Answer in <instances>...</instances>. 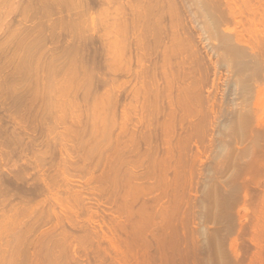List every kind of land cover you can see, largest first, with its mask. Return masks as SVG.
Segmentation results:
<instances>
[{
    "label": "bare ground",
    "instance_id": "bare-ground-1",
    "mask_svg": "<svg viewBox=\"0 0 264 264\" xmlns=\"http://www.w3.org/2000/svg\"><path fill=\"white\" fill-rule=\"evenodd\" d=\"M263 249L264 0H0V264Z\"/></svg>",
    "mask_w": 264,
    "mask_h": 264
},
{
    "label": "rangeland",
    "instance_id": "rangeland-1",
    "mask_svg": "<svg viewBox=\"0 0 264 264\" xmlns=\"http://www.w3.org/2000/svg\"><path fill=\"white\" fill-rule=\"evenodd\" d=\"M86 55H87V54H86ZM90 56H92V54H90ZM90 56H89V55H88V56H83V59H84V57H85L84 60H86L87 62H89V61H91L90 58L94 57L95 55L92 56V57H90ZM86 57H88L89 61L87 60ZM95 57H97V56H95ZM92 59H93V58H92ZM94 60H95V59H94ZM86 61H85V62H86ZM95 61H96V60H95ZM133 65H134V64H133ZM43 169H44V168H43ZM45 169H46V168H45ZM18 171H19V170H18ZM25 173H26V172H25ZM17 174H18V172L16 173V176H17L18 178H19V176H20L21 179L23 178V177H21V175H19V174L17 175ZM20 178H19V179H20ZM19 179L15 178L14 176H13V177H12V176H9V177H7V178H3V179H2V185H3V191H2V192H3L4 196H5V198H6V199L8 198L9 201L11 200V202H12V200H13V202H16V200H18L19 198H21L20 200H30V199H31L30 197H33L32 194H34V191L39 190V189H40V191H42V186H41L40 184H38L39 181H37V180H35V179H34V180H31V179H30L32 182H31L30 180H29L30 182H27L26 180H23V181H22V180L20 179V181H22V182H20ZM23 179H24V178H23ZM17 180H18V181H17ZM25 181H26V182H25ZM35 181H36V182H35ZM23 182H24V183H23ZM29 183H30V184L33 183V184L30 185ZM34 184H35V185H34ZM37 184H38V186H37ZM29 185H30V186H29ZM36 186H37L39 189H36ZM39 186H40L41 188H40ZM35 189H36V190H35ZM40 191H36V192L39 193ZM36 192H35L34 195L37 194ZM39 194H40V193H39ZM37 195H38V194H37ZM37 195H36V196H37ZM21 196H22V197H21ZM33 198H34V197H33ZM33 198H32V199H33ZM20 200H19V201H20ZM99 201H100V200H99ZM13 202H12V203H13ZM102 203H103L105 206H104ZM100 204H101V205H100ZM110 204H111V203H110ZM110 204H109V203H105V202H103V201H100L99 204L96 202V206H97V207H96V209H94V210L96 211L95 213H97V216H96V218H95V217H94L95 213L93 214V218H92V221H91V222H93V223L90 222V223L92 224L90 227H92V228L95 230V229H97V227H98L97 224L99 223V226L102 227V228H101V227H98V229L96 230V231L99 232V233H100V231H98V230L101 229V231H103V229H104V228H103V227H104V224H106V219H105L106 216H105V215H108V213H109V215L111 214L112 217H113V216L116 217V214L114 213L115 211L113 210L114 212H112V209L109 210V211H107L108 213L104 212V213H106V214L104 215L105 217L103 216L104 213L101 211V210H104L103 206H104L105 208H107V209H108V208L110 209V208L112 207V204H111V206H110ZM100 206H102V207H100ZM98 207H99L101 210H100ZM99 210H100V211H99ZM79 211H81V210H79ZM74 212L77 213V216H78V217L80 216V215H79L80 213L77 212V210L74 211ZM82 213H83V212H81V214H82ZM98 213H99V214H98ZM100 213H101V215H100ZM102 213H103V214H102ZM98 215L100 216V218L98 217ZM82 216H83V215H81V216H80L81 218H79L81 222H83L82 219L84 220V219L86 218V217L84 218V216H83V218H82ZM97 217H98L100 220H99ZM94 218H95V219H94ZM79 219H78V220H79ZM96 219H97V222H96ZM101 219H102V220H101ZM98 220H99V221H98ZM103 220H104L105 222H104ZM80 221H76V223L79 222V223H78L79 226H81V225H80V223H81ZM85 221H86V220H85ZM85 221H84V223H85ZM100 221H102V222H100ZM94 222H95V223H94ZM84 223H83V224H84ZM90 223H89V224H90ZM96 223H97V224H96ZM100 223H101V224H100ZM81 224H82V223H81ZM83 224H82V226H83ZM96 225H97V226H96ZM249 247H250V245H249ZM252 249H253V248L251 247V248H250V253H249V254H251V252H252V254L254 253L255 249H253V250H252ZM263 250H264V249H263ZM263 250L261 251V252H263V253L260 252V256H261L262 254H263L262 256H264V251H263ZM150 251H152L151 248H150V250H149L148 252H150ZM148 252H147V250H146V253H148ZM151 253H152V252H151ZM151 253H150V255H151ZM255 253H256V251H255ZM252 254L250 255V258L255 259L254 254H253V257H252ZM76 255H77V254H76ZM79 255H81V254H79ZM79 255H78L79 259H80V260H84V257H82L83 254H82L81 256H79ZM84 256H85V255H84ZM260 256H259V257H260ZM262 256H261V257H262ZM81 257H82V258H81ZM261 257H260V264L264 263V259H263V257H262V258H261ZM180 259H181V260H180ZM180 259H179V261H178L177 264H182V263H180V262L183 261V260H182V258H180ZM185 260H186V259L184 258V261H185ZM262 260H263V261H262ZM186 261L189 262L188 259H187ZM186 261H185V263H186ZM150 262H151L152 264L155 263V261H153L154 263H153L152 261H150ZM253 262H254V264H256V263L259 264L258 261L255 263V261H253V260L251 261L250 264H253ZM185 263H184V264H185ZM189 263L191 264V261H190ZM155 264H156V263H155ZM186 264H188V263H186ZM246 264H249V262H247Z\"/></svg>",
    "mask_w": 264,
    "mask_h": 264
}]
</instances>
